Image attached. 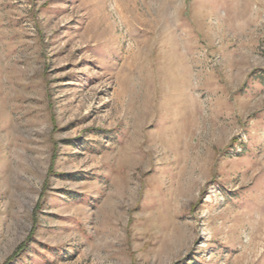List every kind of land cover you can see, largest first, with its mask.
<instances>
[{"label":"rangeland","instance_id":"rangeland-1","mask_svg":"<svg viewBox=\"0 0 264 264\" xmlns=\"http://www.w3.org/2000/svg\"><path fill=\"white\" fill-rule=\"evenodd\" d=\"M0 264H264V0H0Z\"/></svg>","mask_w":264,"mask_h":264}]
</instances>
